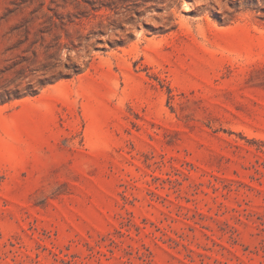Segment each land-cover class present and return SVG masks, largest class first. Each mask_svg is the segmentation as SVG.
<instances>
[{
	"label": "rangeland",
	"instance_id": "rangeland-1",
	"mask_svg": "<svg viewBox=\"0 0 264 264\" xmlns=\"http://www.w3.org/2000/svg\"><path fill=\"white\" fill-rule=\"evenodd\" d=\"M16 90L0 264H264V0H0Z\"/></svg>",
	"mask_w": 264,
	"mask_h": 264
},
{
	"label": "trees",
	"instance_id": "trees-1",
	"mask_svg": "<svg viewBox=\"0 0 264 264\" xmlns=\"http://www.w3.org/2000/svg\"><path fill=\"white\" fill-rule=\"evenodd\" d=\"M73 72L74 73H80L81 72V67L78 66V65H74L73 67ZM30 92H35V91H30ZM19 93H18V90L16 91H6L4 94H1V98H0V101L1 102H6V101H9V100H12L14 98H17L19 97Z\"/></svg>",
	"mask_w": 264,
	"mask_h": 264
}]
</instances>
